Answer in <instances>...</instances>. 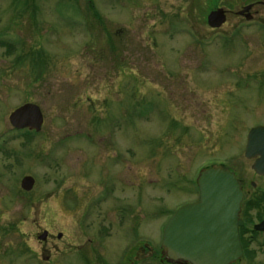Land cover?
<instances>
[{"label":"rangeland","instance_id":"374dc122","mask_svg":"<svg viewBox=\"0 0 264 264\" xmlns=\"http://www.w3.org/2000/svg\"><path fill=\"white\" fill-rule=\"evenodd\" d=\"M0 42V264H168L163 228L216 164L264 217L243 156L264 126V0H0ZM25 104L39 133L8 123ZM241 243L234 264H264Z\"/></svg>","mask_w":264,"mask_h":264},{"label":"water","instance_id":"95a60500","mask_svg":"<svg viewBox=\"0 0 264 264\" xmlns=\"http://www.w3.org/2000/svg\"><path fill=\"white\" fill-rule=\"evenodd\" d=\"M249 10L250 7H246L241 14ZM245 18L250 19L249 16ZM225 21L222 9L212 11L207 16V25L212 29L220 28ZM42 122L40 109L32 104L19 107L8 117L9 125L19 131L38 133ZM244 158L254 160L252 171L264 176V126L254 127L248 132ZM33 185L34 180L29 176L20 181V189L26 193ZM196 185L199 195L197 202L177 209L163 228L161 249L167 262L231 264L238 261L242 257L238 228L242 226L239 214L243 196L238 180L223 166L215 165L201 170ZM263 225L255 227V230L264 229ZM46 237L47 233L43 232L38 240L45 241ZM60 237L59 234L57 238ZM148 250L141 259L152 256V251Z\"/></svg>","mask_w":264,"mask_h":264},{"label":"flooded vegetation","instance_id":"af4514ba","mask_svg":"<svg viewBox=\"0 0 264 264\" xmlns=\"http://www.w3.org/2000/svg\"><path fill=\"white\" fill-rule=\"evenodd\" d=\"M246 7H250V10L249 11H247L246 13H243V14H241V12L243 11V9L244 8H246ZM246 7H244L240 12H238L237 13V16H240L246 23H253V17H252V15H251V11H252V9H253V7H254V5L253 4H250V5H248V6H246ZM225 13V12H224ZM226 14V13H225ZM254 15L256 16L257 15V12H254ZM246 16H249L250 17V19L249 20H247L245 17ZM252 165H253V162H252ZM252 165H251V167H252ZM253 172V171H252ZM254 173V172H253ZM254 175L256 176V177H259V178H264V176L263 177H261V176H258V175H256L255 173H254ZM251 187L252 188H254L255 189V185L253 184V183H251ZM243 190V189H242ZM255 193L256 194H258V195H260V198L264 201V191H258V189H256V191H255ZM246 198V197H245ZM244 200V201H243ZM252 201V198H246V200L244 199V195H243V198H242V202H244V208H248L249 207V205L251 204L250 202ZM241 205H242V203H241ZM253 209V208H252ZM264 213V212H263ZM256 217V218H255ZM255 217H253V218H250V217H247L246 216V213L245 212H243V213H241L240 212V219L242 220V222H243V226H242V229H241V231H240V233H239V237H240V244H241V248H242V243H241V241L243 240V238L245 237V236H247V238H249L252 242L254 241V243L253 244H256V246L258 247V248H264V242H262V243H255V242H257V237H259V236H261V235H264V229L262 228L261 230H255V227H257V226H260L261 224H263L264 223V217L263 216H261V212L260 213H257L256 215H255ZM262 227H264V225L262 226ZM260 238V237H259ZM142 249H144V248H142ZM140 250L139 251V253H138V257H139V259L141 258V257H143V256H145L147 253H148V248H145L144 250ZM242 252H243V249H242ZM236 263V262H235Z\"/></svg>","mask_w":264,"mask_h":264},{"label":"trees","instance_id":"16d2710c","mask_svg":"<svg viewBox=\"0 0 264 264\" xmlns=\"http://www.w3.org/2000/svg\"><path fill=\"white\" fill-rule=\"evenodd\" d=\"M0 45H1V46H4V44H2V42H0Z\"/></svg>","mask_w":264,"mask_h":264}]
</instances>
